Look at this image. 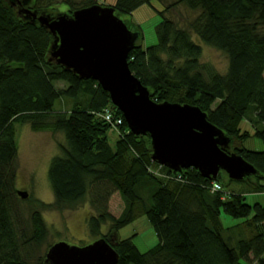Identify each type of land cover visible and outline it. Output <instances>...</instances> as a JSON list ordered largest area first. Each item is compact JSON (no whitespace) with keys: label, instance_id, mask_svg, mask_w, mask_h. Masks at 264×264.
<instances>
[{"label":"trees","instance_id":"1","mask_svg":"<svg viewBox=\"0 0 264 264\" xmlns=\"http://www.w3.org/2000/svg\"><path fill=\"white\" fill-rule=\"evenodd\" d=\"M21 2L18 7L17 0H0V264H45L46 253L37 254L49 234L43 212L85 203L91 207L87 226L96 239H112L142 215L155 228L159 242L146 251L139 249L133 236L116 239L117 264H242L243 260L264 264L261 199L249 203L246 194L229 190L228 184L235 180L224 171L216 179L221 190L213 191L215 180L194 167L175 171L153 161L150 135L131 131L98 81L82 79L49 61L53 35L19 14L30 8L52 16L72 15L87 6L110 4L60 0L58 5L68 7L61 13L55 0ZM152 2L116 0L110 5L121 18L143 5L161 16L157 42L150 44L144 43L139 23L124 20L140 34L129 54L131 70L153 100L194 104L206 112L208 120L231 138L226 150L242 155L257 169V174L240 182L260 196L264 150L249 149L244 142L257 137L264 143V0H176L170 6L183 4L199 13L188 27H180L165 13L169 7L159 10ZM201 42L226 54V72L202 62ZM58 82L66 86L57 87ZM59 100L63 104L67 100V107L56 109ZM107 109L124 118L118 135L103 117ZM244 120L250 129L243 127ZM24 124L62 137L48 170L55 199L30 197L27 201L36 206H30L28 219L20 215L23 199L17 188V134ZM116 192L125 203L119 216L109 210ZM226 215L244 220L226 226L222 220Z\"/></svg>","mask_w":264,"mask_h":264},{"label":"water","instance_id":"2","mask_svg":"<svg viewBox=\"0 0 264 264\" xmlns=\"http://www.w3.org/2000/svg\"><path fill=\"white\" fill-rule=\"evenodd\" d=\"M21 7V0H17ZM44 26L53 35L48 56L82 79H94L110 93L131 131L151 137L152 160L172 170L189 167L203 177L218 179L222 171L235 181L257 174L242 155L226 149L231 138L210 122L207 113L189 103L157 102L133 73L129 54L139 38L110 5L95 4L52 16L22 8L19 14ZM22 198L27 191L18 190ZM114 238H98L86 245L58 241L46 252L45 264H117Z\"/></svg>","mask_w":264,"mask_h":264},{"label":"rangeland","instance_id":"3","mask_svg":"<svg viewBox=\"0 0 264 264\" xmlns=\"http://www.w3.org/2000/svg\"><path fill=\"white\" fill-rule=\"evenodd\" d=\"M115 1L116 0H98L99 3L110 5ZM175 1L176 0H153L152 3L159 10H165V8L169 7L165 13L180 27H188L189 23L195 19L199 13L198 11L189 9L183 4L170 6ZM55 2L61 13L68 10L66 5H58L60 0H55ZM122 19L137 22L142 26L145 44L157 42L156 26L161 16L151 6L143 5L134 11L132 15L123 16ZM194 39L200 42L196 35H194ZM201 45L203 46L202 62L208 63L221 73L226 72L228 68V58L226 54L203 42H201ZM56 86L64 87L66 84L64 82H58ZM65 102L67 103L63 104L62 100L57 101L55 108H66L68 101L66 100ZM242 125L244 128H251L246 120L243 121ZM113 131L114 135H118L117 131ZM113 134H111L110 138L111 141L114 142L115 136ZM62 135L64 137V134ZM60 140H62L61 134L54 135L49 131H34L29 124L20 125L18 127L17 141L19 145V155L17 159V188L29 193V196L25 199L20 196V198L23 199L20 215L25 219L29 217L30 206H36L33 202L27 201L30 197L36 200L41 199L45 202H53L55 199L53 188L49 180L48 170L52 158L59 153L57 144ZM244 145L252 150H264L263 141L257 137L246 140ZM159 165L164 166L162 164ZM155 170L157 173H163L159 168H155ZM211 180L216 179L211 178ZM227 188L246 194L249 203L256 202L260 199V201L264 203V192L260 194V196L249 193V185L245 182L232 181L228 184ZM124 207L125 203L121 195L118 192L113 194L109 201V210L114 215L119 216ZM90 208V203H85L71 210L44 211L43 215L49 225V234L45 243L37 249V254L45 255L48 248H50L49 246L58 241H65L72 245H86L96 240V237L90 233L86 222L91 212ZM222 220L226 226L233 227L241 223L244 219L226 215L223 216ZM107 231L108 227H105L103 232ZM237 232H239V230H237ZM131 236H133L135 244L141 251H146L159 242V237L155 228L146 215L138 217L132 223L121 228L113 238L114 241H116V239H125ZM250 256L252 257V254ZM242 264L254 263L243 260Z\"/></svg>","mask_w":264,"mask_h":264},{"label":"built area","instance_id":"4","mask_svg":"<svg viewBox=\"0 0 264 264\" xmlns=\"http://www.w3.org/2000/svg\"><path fill=\"white\" fill-rule=\"evenodd\" d=\"M104 119L111 124L113 130L120 132V126L124 123V118L122 116L116 115L112 110L107 109L103 115ZM213 191L221 190L222 185L219 181H213L212 186Z\"/></svg>","mask_w":264,"mask_h":264}]
</instances>
